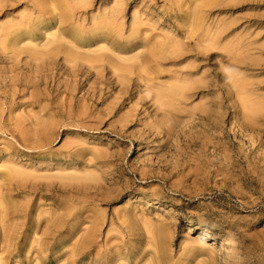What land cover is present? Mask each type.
Segmentation results:
<instances>
[{"label": "rangeland", "instance_id": "obj_1", "mask_svg": "<svg viewBox=\"0 0 264 264\" xmlns=\"http://www.w3.org/2000/svg\"><path fill=\"white\" fill-rule=\"evenodd\" d=\"M0 3V77L6 78L0 83V209L12 212L0 216V222L8 224L0 227V246L5 244L3 232L25 243L13 255L0 249V264H264V246L259 245L264 241V209L255 207L264 196V165L248 167V157L243 156L264 157V0ZM112 9L118 10L117 19L112 24L100 22L103 12ZM65 11L69 21L62 23ZM196 19L199 29L193 37L200 41L198 46L188 44L192 27L187 22ZM99 24L101 30L92 32ZM6 28L16 30L17 38H6ZM92 33H99L98 39L77 52L105 48L127 57L146 51L151 41L167 37L177 41L183 60L161 65L166 76L160 81L172 82L166 72L172 70L209 84L179 105L180 119L169 117L183 125L199 107L218 115L227 140L238 135L233 142L241 147V162L231 168L236 158L230 151L199 153L175 136L165 152L159 139L130 144L104 128L85 129L67 121L60 111L65 96L73 93L71 109L76 115L83 91L75 89L60 67L72 64L63 59L64 53L55 57V67L47 65L53 53L49 43ZM211 36L214 45H209ZM10 46L21 61L11 72V62L1 52ZM205 48L213 52L206 54ZM216 51L220 54L214 58ZM213 73L221 76L219 87ZM44 76L46 84L39 82ZM107 90L106 102L116 95V90ZM131 105L127 101L121 113ZM149 110L141 116L147 117ZM212 122L201 120L204 131L199 126L209 151L215 141ZM139 128L129 127L127 133L137 140ZM254 147L258 149L253 154ZM79 148L87 151L76 157L73 152ZM95 152L117 157L127 169L115 172L112 164L94 166L89 161ZM159 158L166 162L162 169ZM150 171H159V176L171 172L168 185L150 178ZM189 176L197 179L198 189L215 197L188 199L170 190L171 184L189 185ZM31 180L43 186L17 190ZM83 244L88 247L86 255L73 251V246L79 250ZM16 252L22 256L15 257Z\"/></svg>", "mask_w": 264, "mask_h": 264}, {"label": "bare ground", "instance_id": "obj_2", "mask_svg": "<svg viewBox=\"0 0 264 264\" xmlns=\"http://www.w3.org/2000/svg\"><path fill=\"white\" fill-rule=\"evenodd\" d=\"M83 3H87V1H83ZM103 13L104 14L100 22H105L107 24H112L113 21L117 19L119 14L117 9L104 11ZM68 21L69 11H65L60 22L65 23ZM187 23H189V27H192L190 28L192 35L189 36L194 39L193 41L191 38H188V44L198 46L200 41L193 37V33L199 29V19L191 22L188 21ZM8 28H11V25H9ZM101 28L102 27L100 24L93 25L92 32L101 30ZM15 32L16 30H10L6 28L3 35L6 38L10 37L12 40V38H17L14 34ZM97 34L99 33H92V35L89 37H72L67 41L61 38L55 40L53 39V41L49 43L51 44V50L53 53L50 52L51 54L47 65L51 68L55 67V57H57L60 52L64 53L63 59L69 61L72 64L70 66L62 65L60 67L72 78L71 80H73L75 89H77L79 92L83 91L82 95L77 100V106L80 107V110L78 112L76 111V115L72 113L73 111L71 109V99L73 98V93L68 92L69 94L65 96L64 100L66 102L60 111L67 121L69 120L70 122H73L75 126L81 128L84 127L85 129L104 128L119 137L128 139L130 144L134 142L147 144V142L159 139L161 141L158 143V146H160L165 152L169 151L171 145L170 140L173 136H175V140L177 142L184 141L187 143L188 147L197 148L199 153L205 154L206 152H215L218 154L222 151L228 150L226 152L229 154L230 151L236 158L232 163H230L231 168H233L236 163L241 162V147L235 146L233 142V140L236 139L238 135H234L233 138L230 139L232 142L229 139L227 140L226 135L222 132V130H220L222 119L218 115L216 116L211 114L206 108L199 107L195 109L197 111L196 113L189 115L188 121H186V123L183 125H180L182 121L175 122L171 117H169V115H171L180 119L179 114L181 111L179 105L184 103V101L189 97L194 96L195 94L206 89L209 84V81H205L203 78L191 79L181 77L176 71L172 70L166 71L168 73V78L173 80L172 82L162 83L160 81L162 77L166 76L163 74V70L160 69L161 65H177L181 60H183V58L179 60L182 55L184 56V54L181 52V49L178 48L179 43L177 41L164 36L166 38L165 40L151 41L149 44L147 43L146 51L127 57L105 48L98 50L97 53L96 51L86 54H80V52H77L81 48L89 46L92 41L98 39ZM208 42L209 45H214L215 37L211 36ZM3 48H5L6 51L1 52L7 57L8 60H10L11 63L9 71L11 72L17 66V64L21 62L19 60L20 54H16V50L12 46L9 48ZM63 48H66V50L63 51ZM72 51H75L73 52L75 55L72 54ZM203 51L206 54L213 52L208 48H205ZM219 54L220 53L217 51L214 52V58L218 57ZM33 56L35 61L39 59L37 55ZM8 78L11 80L10 77ZM212 78H215L214 85L218 86L221 76L217 73H213ZM4 79H6L5 76L0 77L1 84H3ZM46 80L47 77L44 76L42 80H39V82L46 84ZM108 88L110 90H116V95L113 96L112 100L106 102L105 100L107 99L106 94L108 93ZM236 91H240V89L236 88ZM42 94H45V92L42 91ZM133 99L134 101H132ZM127 101L131 102L132 105L128 107L127 111L121 113V111L126 107ZM99 104L105 105V107L97 111L96 107ZM250 107L251 110H256L253 105ZM148 109L150 110L146 114L147 117L141 116L142 111ZM94 111H97L95 115ZM253 113L257 114V112ZM201 120H205L206 122H214L211 124L215 130V134H213L215 141L211 145L212 151H209V141L206 139L204 134L200 133L199 126L200 129H203V131L205 130L204 127L202 128L203 125L201 124ZM133 126H140L138 129V136H134V138L137 140H134L131 134L127 133L129 127ZM51 135L56 136L54 131H52ZM241 136L245 137L246 134H242ZM159 140H157V142ZM25 142H27V140H22L24 146H27L28 144ZM126 142L127 141H123L124 144ZM257 149L258 148L255 147L253 148V154ZM86 151L87 150L83 148H79L73 153L76 157H79L81 155L84 156ZM93 155V160L89 162L94 164V166H105L112 164L116 168L115 172L120 168H123L124 170L127 169L119 162L117 157H113L114 159H108L107 154L105 155V153L100 152H95ZM116 155L119 156L120 154L117 153ZM243 156L245 159L248 157V159H246V165L248 167L252 168L264 165L263 156L258 155L255 157V159L250 155V153ZM158 160L159 164L162 162L164 163L163 166H158L160 169L166 166V162H164L163 159L159 158ZM176 167L177 166L174 165L173 168ZM158 174H160L159 171L154 173L153 171H150L149 177L152 179L158 178L162 180L164 184L168 185L171 172H167V175L161 174V176ZM189 177V185L177 186L175 184H171L170 190H174L182 198L188 199L199 197L203 198L206 195L215 197V193H204L202 190L198 189L196 187L198 183L197 179L194 178V176ZM66 178H72V176H66ZM32 180L18 185L17 190L23 191L24 188L31 190L33 188H39L40 186H43H38L39 184ZM249 180L254 182V178H250ZM134 182L135 181L130 184L127 183V188H131V185ZM44 187L52 186L44 185ZM228 196L230 197L233 195L232 193H228ZM255 207L258 210L264 209V196ZM10 213L12 212H9L6 208L0 209L1 217H9ZM7 225L8 224L4 221L0 222V227L2 228L7 227ZM57 225H60V222H58ZM9 227L12 228L13 226ZM14 238L15 236H11L10 232H3L5 244L0 246V249L4 252H9L10 255H13L12 252L14 250H18V248L23 250L25 243L17 242ZM263 242L264 241L259 244L261 245V248L264 246ZM72 248L74 252H78L80 255L87 254V244L81 245L79 250H75V246ZM37 251L41 252L42 248L38 249ZM27 252H29V250L26 251V253ZM14 256L21 257L22 255L16 252ZM38 261L43 262V259L39 258Z\"/></svg>", "mask_w": 264, "mask_h": 264}]
</instances>
